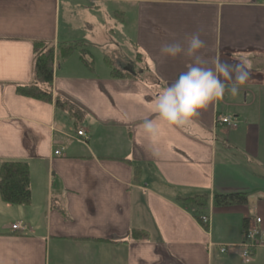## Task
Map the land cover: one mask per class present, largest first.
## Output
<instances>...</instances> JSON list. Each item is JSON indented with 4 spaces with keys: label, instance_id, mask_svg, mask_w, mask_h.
<instances>
[{
    "label": "crops",
    "instance_id": "crops-1",
    "mask_svg": "<svg viewBox=\"0 0 264 264\" xmlns=\"http://www.w3.org/2000/svg\"><path fill=\"white\" fill-rule=\"evenodd\" d=\"M119 29L130 38L119 39ZM194 33L207 66L248 54L256 69L237 97L226 92L191 126L158 120L153 156L142 121L156 118L158 94L192 62L164 58L160 47ZM124 42L129 56L113 62ZM35 43L54 51L50 103L18 92L35 84ZM70 44L77 52L61 58ZM56 99L82 117L58 109ZM219 116L235 126L217 124ZM5 162L27 164L31 203L0 199V264H264V246L248 262L242 246L257 218L264 237V3L0 0V167ZM230 193L247 194V204L213 207L215 195ZM203 195L204 209L181 203ZM15 224L27 229L12 231Z\"/></svg>",
    "mask_w": 264,
    "mask_h": 264
},
{
    "label": "clouds",
    "instance_id": "clouds-1",
    "mask_svg": "<svg viewBox=\"0 0 264 264\" xmlns=\"http://www.w3.org/2000/svg\"><path fill=\"white\" fill-rule=\"evenodd\" d=\"M205 48V42L198 33L186 36L183 42L163 43L160 54L164 58L175 59L184 55L191 59L187 70L179 74L158 94L154 112L156 118L146 117L142 129L152 145V155L158 156L157 144L160 137V125L164 121L170 127L186 128L195 123L201 110L214 102H219L228 92L237 97L241 86L252 77L256 69L255 58L248 54L234 57V63L217 58L212 66L199 53ZM230 81L231 84H226Z\"/></svg>",
    "mask_w": 264,
    "mask_h": 264
},
{
    "label": "trees",
    "instance_id": "trees-1",
    "mask_svg": "<svg viewBox=\"0 0 264 264\" xmlns=\"http://www.w3.org/2000/svg\"><path fill=\"white\" fill-rule=\"evenodd\" d=\"M77 52L76 45L61 47V58H67ZM85 51H80L81 55ZM54 51L42 43L34 44V79L35 84L22 87L18 92L25 97L50 103L52 95L50 88L53 80ZM114 76L121 77L119 71L114 70ZM55 106L66 111L75 120L82 117L81 111L68 101L56 99ZM0 199L4 204L18 207H28L31 203L29 188V169L23 162H5L0 167ZM208 197L196 196L181 200L183 206L193 209H204L208 205ZM214 208L243 206L247 204V194L230 193L217 194L213 197ZM249 220L243 222L244 229L248 227ZM137 236V234L135 235Z\"/></svg>",
    "mask_w": 264,
    "mask_h": 264
},
{
    "label": "built area",
    "instance_id": "built-area-1",
    "mask_svg": "<svg viewBox=\"0 0 264 264\" xmlns=\"http://www.w3.org/2000/svg\"><path fill=\"white\" fill-rule=\"evenodd\" d=\"M264 3V0H261ZM217 123L221 124V125H225L227 127H234V124L231 122V120L229 118H223L221 116H219L217 118ZM77 136L78 137H84V133L83 131H79L77 132ZM59 152H55L54 155H58ZM201 222L203 224H207L208 223V219L206 217H202ZM256 224L260 223V219L257 218L255 220ZM256 224H254L252 227L248 228L247 230H245L244 234H243V243L242 246L244 248L243 251V257L245 258V261L248 262L249 261V256L251 255V253L259 247L264 246V237L261 235V233L258 231V229L256 228ZM27 228L23 225L20 224H15L13 226H11V230L12 231H16V230H26ZM221 252H224V249H221Z\"/></svg>",
    "mask_w": 264,
    "mask_h": 264
},
{
    "label": "rangeland",
    "instance_id": "rangeland-1",
    "mask_svg": "<svg viewBox=\"0 0 264 264\" xmlns=\"http://www.w3.org/2000/svg\"><path fill=\"white\" fill-rule=\"evenodd\" d=\"M126 30V29H125ZM124 29H119L118 30V32H117V35L119 36V39L121 38V36H125L126 38H127V40L130 38V34L128 33V32H126ZM122 47H123V49H122V51L119 53V56H113V62H115L117 59L119 60V59H123V56L122 55H125V56H129V52H128V50H127V46H126V44H125V42L122 44ZM103 67L104 68V66H103V62H102V60H101V58L98 60V62H97V67ZM64 101V100H63ZM218 118V117H217ZM217 118H216V122H217ZM218 124V123H217ZM235 126V125H234ZM220 252H221V250H220ZM224 252H225V250H224ZM222 253V252H221Z\"/></svg>",
    "mask_w": 264,
    "mask_h": 264
}]
</instances>
